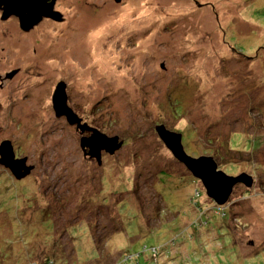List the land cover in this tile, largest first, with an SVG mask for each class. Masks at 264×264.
<instances>
[{"label": "rangeland", "instance_id": "rangeland-1", "mask_svg": "<svg viewBox=\"0 0 264 264\" xmlns=\"http://www.w3.org/2000/svg\"><path fill=\"white\" fill-rule=\"evenodd\" d=\"M72 2L75 26L46 27L44 58L32 44L27 59L13 57L29 77L13 141L41 171L14 179L0 167V264H264V0ZM103 19L92 53L88 27ZM79 36L73 51L87 65L77 82L67 50ZM59 79L84 120L123 140L100 163L84 158L78 125L62 119L45 132L55 115L42 98ZM161 123L190 155L225 162L229 147L233 163L217 169L248 174L251 186L214 201L159 139Z\"/></svg>", "mask_w": 264, "mask_h": 264}, {"label": "flooded vegetation", "instance_id": "flooded-vegetation-1", "mask_svg": "<svg viewBox=\"0 0 264 264\" xmlns=\"http://www.w3.org/2000/svg\"><path fill=\"white\" fill-rule=\"evenodd\" d=\"M84 1L85 3L89 4V0ZM117 1L119 2V0ZM70 2L71 0H64V6L62 0H0V167L2 168L1 172H8L14 179L16 178L14 177L12 168L9 165H6L4 162H7V160H3L2 158L1 150L4 147V144L5 146H8L9 144L11 145L15 160L22 159L24 160L23 165L25 167H31L30 173L34 170L41 171V167L38 166L35 161L31 160L30 155L27 154L26 151H21L23 150L22 145H16L13 141L14 137L12 136V134L14 125V105H16L17 101H19L20 99L28 97L29 94L28 88L24 87L27 85L29 77L25 76V71L20 67H13V57L16 56L19 60L27 59L29 56L26 57V49L30 44H32L34 45L32 51L35 54V57L37 56L40 58H44L46 55V50H44L46 27L49 29H56L59 27L61 28L62 25L65 24L73 25L74 23H76L75 18L72 19V21L68 20V13L73 12V10L77 8V6L74 7L75 2H72L71 4ZM64 7L65 10H63ZM80 8H82V5L80 6ZM74 26L75 24L72 26V28ZM92 26H89L88 29ZM47 38L49 37L47 36ZM83 42L84 40H82V42L80 41V36L77 38H73L72 43H76V45L72 47V51H70L69 48L67 50V52L69 51L68 56L70 57V59H72L71 66L74 67L73 69L76 70L78 74L77 82L78 80L82 81L83 75L86 76V73L80 71V69H82L83 66L87 65V62L83 61V59L85 60V58H83V55H79L78 53H76V51L73 50L76 49L79 43H81V45L79 46L81 47ZM90 47L92 49V44H90ZM91 55L92 54L87 53L88 62H92ZM48 56L49 57H46L47 60H53L50 55ZM88 79V81L91 82L90 78ZM53 84L50 86L53 94L55 93L58 86L64 87V91L66 94V104L80 119V124H88L92 126L91 123L89 124L86 120L83 119L80 112L75 109L74 106L69 104V96L67 95L66 91L67 83L59 79L56 82L54 81ZM86 86L89 87L90 85L86 83ZM87 87H84L83 90L88 91L86 90ZM52 95L49 101L42 98V104L44 106H48L50 104L52 114L55 115L52 124H50L51 127L45 131L46 133L51 132V128H54L53 130H56L55 125L61 122L62 119L66 120L69 123L65 115H62L55 111ZM43 105L40 106V109H43ZM20 124L21 123L19 121L16 125L19 126ZM70 125L75 127L77 126L76 123ZM92 128L94 127L92 126ZM76 129L80 138L83 136L87 137L91 134L90 131H82L80 128ZM82 152L84 158L87 159L89 157L91 161H94V159H96L95 157L93 159V156L88 153V149H82ZM101 154L104 153L101 151ZM61 160L58 159V161H56L55 164L52 165L51 169L48 168L51 166V164L47 167L44 166L42 168V171H46L47 169V171L49 170L54 172V168L61 163ZM24 166L22 169H20L21 172L25 170ZM29 174H27L22 179L30 176ZM2 193L3 192L1 191L0 196L2 195ZM0 204H2L1 206H3L4 202L0 200Z\"/></svg>", "mask_w": 264, "mask_h": 264}, {"label": "water", "instance_id": "water-1", "mask_svg": "<svg viewBox=\"0 0 264 264\" xmlns=\"http://www.w3.org/2000/svg\"><path fill=\"white\" fill-rule=\"evenodd\" d=\"M53 103L55 111L65 115L70 124L76 123L82 131L91 132L89 136L80 138V147L83 150L88 149V153L94 156L98 163L101 161V151L104 150L109 154H113L123 145V140L119 139L118 136L109 137L98 129L89 128L87 124H80V119L66 104V94L63 86L57 87L53 95ZM154 129L173 157L182 163L193 177L201 181L206 195L213 198L217 203H225L232 192L233 186L238 182L251 186V176L244 173L237 176L227 175L222 170L217 169L218 165L213 156L200 155L194 157L189 155L185 151L180 132L168 129L163 123L156 124ZM1 151L3 160H7L4 163L12 168L13 174L17 179H21L30 173L31 167H25L23 165L24 160L14 159L10 144L8 146L4 144ZM23 166L25 170L21 172L20 169Z\"/></svg>", "mask_w": 264, "mask_h": 264}, {"label": "bare ground", "instance_id": "bare-ground-1", "mask_svg": "<svg viewBox=\"0 0 264 264\" xmlns=\"http://www.w3.org/2000/svg\"><path fill=\"white\" fill-rule=\"evenodd\" d=\"M130 8H131V5H129L128 7L126 6L125 8H123L122 9V12L121 13H119V15H117L116 16V14H117V12L115 13V14H113V16L111 17V20H113V18H114V21L115 22H117V21H119V20H121V19H123L124 17H127V16H129V15H131L132 14V11L130 10ZM105 23H104V22ZM103 21L100 23L101 25H100V27H97V26H95V27H91V28H89V33H88V36H87V38H88V41L89 42H91V44H92V53H93V51H96L95 49V45H93V41H94V39H96L100 34H101V37H103L104 36V33H105V31H106V29H107V24L109 23L108 21H106V20H104L103 19ZM87 42V41H86ZM88 44V43H87ZM92 56V55H91ZM92 59H94L95 60V55L93 54V57H92ZM106 59V56H104L103 55V53H101L100 54V56H99V60H105ZM98 62H100V61H98ZM127 73V72H126Z\"/></svg>", "mask_w": 264, "mask_h": 264}, {"label": "trees", "instance_id": "trees-1", "mask_svg": "<svg viewBox=\"0 0 264 264\" xmlns=\"http://www.w3.org/2000/svg\"><path fill=\"white\" fill-rule=\"evenodd\" d=\"M260 114V113H259ZM155 126V125H154ZM226 153H228L227 155H226ZM232 153H234L229 147H227V149H226V151L224 152V154H225V159H227L225 162H223V161H221L220 160V162H218V160L217 159H215V161H216V163H217V165L218 164H220V163H225V164H223V165H221V168H222V166H226L227 164L226 163H233V160L232 159H235V157H233V156H231L232 155ZM190 155V154H189ZM208 155H211V156H213V157H215V156H217V154H214V153H211V154H208ZM191 156H193V155H191ZM194 157H196V156H194ZM216 158H218V157H216ZM162 171H166L165 169L164 170H158L157 171V174L159 173V172H162ZM223 171V170H222ZM223 172H225V171H223ZM189 174V173H188ZM157 195H158V197H160L159 196V194L157 193ZM100 200H102V199H100ZM103 200H104V195H103ZM105 203H103L102 205H104ZM106 211L104 210V213H105ZM121 215V214H120ZM56 258H57V256H55ZM39 264H54L53 263V261L50 259L49 260V258L48 257H46V259L45 260H43V261H40L39 262Z\"/></svg>", "mask_w": 264, "mask_h": 264}]
</instances>
